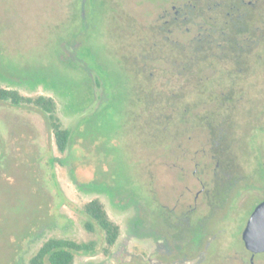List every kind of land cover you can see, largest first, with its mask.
<instances>
[{
  "label": "rangeland",
  "instance_id": "rangeland-1",
  "mask_svg": "<svg viewBox=\"0 0 264 264\" xmlns=\"http://www.w3.org/2000/svg\"><path fill=\"white\" fill-rule=\"evenodd\" d=\"M225 1L207 2L205 18H191L192 0H84L85 25L77 16L82 0H0V85L52 97L72 135L65 160L40 109L0 101V264H31L51 237L96 242L97 252L78 254L76 264H264V252L252 261L243 241L264 200V0H243L258 7L260 18L256 39H242L253 50L245 69L235 54L216 50L206 64L195 58L185 67L177 51H189L206 34L223 43V28L215 25L223 26ZM173 5L183 17L164 30ZM47 70L57 83L20 81ZM202 78L212 94L194 104ZM183 98L192 102L190 114ZM210 113L219 114L215 125L225 134L217 148L219 135L199 119ZM227 113L235 128L223 125ZM222 146L235 156L226 166L231 177L242 173L245 180L213 205L201 190L214 188L220 156L213 154ZM90 182L97 187L84 185ZM94 198L121 226L112 247L97 225L86 228L83 207ZM160 205L172 213V224L150 223ZM179 216L205 233L198 246L171 236Z\"/></svg>",
  "mask_w": 264,
  "mask_h": 264
},
{
  "label": "trees",
  "instance_id": "trees-1",
  "mask_svg": "<svg viewBox=\"0 0 264 264\" xmlns=\"http://www.w3.org/2000/svg\"><path fill=\"white\" fill-rule=\"evenodd\" d=\"M207 2L210 3L211 0H192V2L187 6V9L189 11L188 15L192 18L193 14L197 13V15H200L202 16V18H205V16L207 15L206 11L210 10V8L205 6ZM83 3L84 0H82L81 3L82 5L81 8L82 11L80 12L81 15L80 14L77 15L80 17L81 24H85L87 22L86 17L84 15L85 4ZM220 7L225 9V12L223 14L224 17L222 23L223 26L220 27L218 25H215L216 26L215 28L216 29L223 28V30L220 32V39L223 40V43L219 45L215 44L216 42H218L219 39H216V37L214 36L211 37L206 34L204 37L192 41V43H190V46H188L189 51H186L184 47L178 48L177 46V51L178 49L182 51L180 52L182 58L187 60L186 64H184L185 67H187L188 65L190 66L192 64L193 59L195 58H198L197 62L201 63L202 61L203 64H206L207 63L206 55H209V52L214 50L222 51V52L228 51L232 55L235 54L236 56L235 61L238 62L240 65H242L241 68L243 69H245V67L250 65V58L248 57L250 56V54L253 55L252 54L253 50L246 51L247 50L246 47L247 45L248 47L249 45L250 47L252 45L250 42H247V44L245 45L242 39L243 37H245V35H249V34H251L256 39V34L258 30L257 23L258 20L260 19L258 16V7H256V5L253 6L252 4L244 3L243 0L225 1L223 4H220ZM72 35L76 37L78 33H73ZM254 46H255V41H254ZM155 55H157V53H155L154 56ZM43 73L41 74L40 78L33 79L31 77L23 76L21 77L20 81L22 82L28 81L30 83H40V82L48 83V81H50L49 79L51 78L52 79L51 82H53V84L57 83L56 75H50V72L48 70ZM227 73L230 74L231 72H227ZM202 79H204L203 80L204 82L203 83L201 82L199 84L198 90L201 91H198L195 94L196 97H198V99L195 100L196 102L194 104L203 102L204 100H206L207 95L212 94V92H209L210 90L206 84L208 83V79L207 80L205 78ZM97 82L99 83V80H97ZM236 86H237V82L234 81L232 83V87L236 88ZM240 93L243 95L244 92L241 91ZM215 95L216 94L213 93L212 97H215ZM184 96L185 95H182V97ZM229 99L230 98H228V100ZM0 101L8 102L14 106L27 105V106H34L40 109L47 116L49 125L55 134V139L58 149L63 153H68L66 155L65 160H67L72 156L71 131L68 128L63 127L61 121L58 119L56 115V104L52 97L45 95H39L35 98L31 96H25L18 89L3 87L2 85H0ZM180 101L182 103L181 105H185L183 112L190 114L192 107L189 105L192 102H190V100L189 101L186 100V98H183ZM160 103H161L160 100L150 101L149 98V104L150 105L153 104V106L158 107L157 109H160V107H162L161 105H159ZM185 117L186 116H184L182 119L184 120ZM219 117H220L219 114H213V113L205 114V116H199V119L204 118L205 122L210 126L214 138L219 135L218 136L219 138L214 139L215 140L214 144L216 148L219 147L220 144L225 142V140H223L225 134L223 135V132L221 130L222 127L215 125L216 121L214 119H217ZM234 119L235 118H232V115L230 113H227V117L222 118L223 125L228 124L229 127L235 128L236 125ZM231 134H233V132ZM229 145L230 144H228V146ZM231 145H232L231 149L233 150L234 144ZM221 149H222L221 151L223 150L225 151L228 150V147L222 146ZM53 161L64 162V160L60 158H53ZM219 161H220L219 166L221 168L227 166L228 164L227 161L230 162L231 165L233 166L235 161V156H232V154L230 156H220ZM262 168L264 171V165ZM236 174L238 175L237 172ZM230 181H232V183L225 181L224 184H222L220 181L213 185L214 186L213 189L210 188V190L212 191V195H210L209 197L214 199L212 200V202L214 203L213 205H215V203L222 202L224 200L231 198L230 196L233 190L234 180L231 179ZM84 185L91 188L97 187L96 182H90ZM83 213L88 218L86 221V228L90 231H93L95 225H97L104 233V240L107 247H112L118 242L121 235V226L111 218L104 203L99 198H94L88 201L87 203H85L83 207ZM155 213H156L155 216L151 218L150 221V223H152V226H156L158 224L164 225V221L162 220V217H164L165 214H168V210L160 205L158 206V208H156ZM175 229H178L179 232L181 233V234H177L178 235L177 239L184 240L186 243L187 242L190 243L193 240L197 244H200L201 238L203 237V235H205V234H201L202 233L201 230L198 229V231H195L193 227L186 226L185 224L181 225L180 227L177 226V228ZM193 232L195 233L193 234L194 235L193 238H191V234ZM175 235L176 234H171L172 237H176ZM105 251L108 252V248H105ZM96 252H97V244L95 241L79 242L72 238L51 237L48 238L46 241H44L43 244L38 249V251L32 256L31 264H76V256L78 254L92 255L95 254Z\"/></svg>",
  "mask_w": 264,
  "mask_h": 264
},
{
  "label": "flooded vegetation",
  "instance_id": "flooded-vegetation-1",
  "mask_svg": "<svg viewBox=\"0 0 264 264\" xmlns=\"http://www.w3.org/2000/svg\"><path fill=\"white\" fill-rule=\"evenodd\" d=\"M249 4H252V3L249 2ZM173 8L175 9L174 16H170V18L165 21L164 28H163L164 30L165 29H168L169 31H172V29H173L172 26H176L181 21V19L183 17V14L181 13V8H177L176 5H173ZM178 43H179V41H177V40L174 41L175 46L178 45ZM217 154H220V155H217ZM231 154H233V153L229 152L228 150H225V151L223 150V151L218 152V153L214 152L213 157H219V156H222V155H224V156H230ZM219 165H220V162H218L217 167H216L215 172H214L213 184H216V183H218L220 181H221L222 184H224L225 181H228L229 183H232V181H230V180L233 179V178L231 177V172L229 171V168H226V167L220 168ZM238 175H239L238 178L233 179L234 182H235V183L233 182V184H236L238 181L242 182V181L245 180V177L243 176L242 173H240V174L238 173ZM201 192L205 193L208 198H209L210 195H212V191L210 189H207L205 186L203 187V189L201 190ZM169 215H171V217H172V213L171 214H165L164 217H162V220L166 224H172ZM186 218H188V217L185 216L184 218H182V217L179 216L178 219L175 222L176 226L180 227L181 225H184L185 224L184 223V220H186ZM186 226H189V225H186ZM195 231H197V230L195 229ZM194 233L195 232H193L191 234V238H193V236H194L193 234ZM174 234H176L175 235L176 236L175 238L177 239L178 238L177 237L178 236L177 234H181V233L177 229V231ZM201 234H205V233H201ZM205 237L206 236L203 235V237L201 238V242L205 239ZM192 243H195V241L192 240ZM198 245L199 244H197V243L195 244V246H198ZM253 258H254V255L252 253V261H253Z\"/></svg>",
  "mask_w": 264,
  "mask_h": 264
},
{
  "label": "water",
  "instance_id": "water-1",
  "mask_svg": "<svg viewBox=\"0 0 264 264\" xmlns=\"http://www.w3.org/2000/svg\"><path fill=\"white\" fill-rule=\"evenodd\" d=\"M243 240L253 255L264 252V200L252 212L243 233Z\"/></svg>",
  "mask_w": 264,
  "mask_h": 264
}]
</instances>
